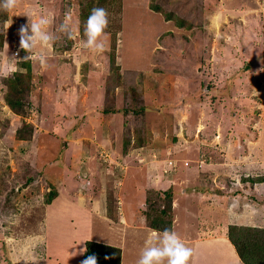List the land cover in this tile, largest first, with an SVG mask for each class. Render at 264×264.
Here are the masks:
<instances>
[{"label":"rangeland","instance_id":"obj_1","mask_svg":"<svg viewBox=\"0 0 264 264\" xmlns=\"http://www.w3.org/2000/svg\"><path fill=\"white\" fill-rule=\"evenodd\" d=\"M0 34V264H81L87 240L242 264L226 228L264 225V0H0ZM165 190L170 233L144 218Z\"/></svg>","mask_w":264,"mask_h":264},{"label":"trees","instance_id":"obj_2","mask_svg":"<svg viewBox=\"0 0 264 264\" xmlns=\"http://www.w3.org/2000/svg\"><path fill=\"white\" fill-rule=\"evenodd\" d=\"M5 18V15L3 14ZM3 47V36L0 34V50ZM20 68L25 71L14 73L9 79V87L4 96L5 104L16 113H25V109L31 107L26 94L30 88V62L25 60L19 63ZM23 125L24 128L17 130L18 138H21L24 132H32L29 127ZM257 179V178H256ZM259 180V179H257ZM253 182L254 179L249 178ZM156 193V198L165 201L166 207H154V201L145 200L146 210L144 218L148 227L162 233H170L172 225L171 199L172 192L165 190ZM55 192H49L47 204L55 198ZM226 237L233 246L234 251L242 264H264V227L244 226L230 224L226 228ZM121 256L118 248L87 240L84 244V252L81 258V264H121Z\"/></svg>","mask_w":264,"mask_h":264},{"label":"crops","instance_id":"obj_3","mask_svg":"<svg viewBox=\"0 0 264 264\" xmlns=\"http://www.w3.org/2000/svg\"><path fill=\"white\" fill-rule=\"evenodd\" d=\"M191 172V171H190ZM189 175H191V174H189ZM188 175V176H189ZM184 178H186V179H188L187 178V176H184ZM191 187H193V186H191ZM196 188V187H195ZM186 193V192H185ZM189 193V192H188ZM187 194V193H186ZM207 194V193H206ZM207 195H209V196H211V195H213L212 193H209V194H207ZM219 196V198H220V196H221V193H218V194H214V196L212 197L213 198V200L214 199H216V197L215 196ZM206 196V195H205ZM204 196V197H205ZM207 199V198H206ZM227 198H225V197H223V195H222V197L220 198V200L217 198L216 200H217V202H218V205H215L214 207H220V208H226V205H227V202H224L223 203V201L224 200H226ZM179 200V199H178ZM173 202H175V199H173ZM229 202V201H228ZM229 204V203H228ZM229 206V205H228ZM223 209V210H224ZM178 215V214H177ZM258 221V220H257ZM250 226H254V227H264V225H262V226H260V225H257V226H255V225H250ZM204 239H206V238H204ZM227 239V238H226ZM199 240H202V239H197V241H199ZM231 247H232V245H231ZM232 249H234L233 247H232ZM236 254V253H235Z\"/></svg>","mask_w":264,"mask_h":264}]
</instances>
